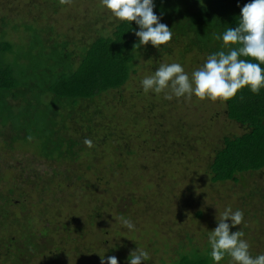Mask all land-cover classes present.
<instances>
[{"label": "trees", "instance_id": "16d2710c", "mask_svg": "<svg viewBox=\"0 0 264 264\" xmlns=\"http://www.w3.org/2000/svg\"><path fill=\"white\" fill-rule=\"evenodd\" d=\"M245 2L247 0H153V11L159 16L160 22L167 25L172 32L170 40L157 48L148 43L138 44L134 35L138 26L134 21H118L111 33L92 36L88 34L93 31V23L92 30L84 33L78 40L61 37L60 41L49 39L44 45H36L38 40L33 39L34 42L26 48L17 45V39L15 42L7 39L9 35L4 31L6 26L0 27L1 150L5 155L8 153L16 155L21 146L26 147L24 152H29L28 147L31 145L34 148L38 147L36 153L31 146L33 149V152H30L31 158L35 159V165L42 162L49 168L48 173H38L31 167L32 162L27 160H24L25 164L19 162L17 166L29 171L26 184L33 185L36 183L35 179L44 182V187L40 189L44 192L47 190L46 186H50L54 180L71 181L70 176L67 177L71 170L76 172L74 179L84 184L86 181L82 179L85 178V174L81 173L91 168L83 167L84 172H80L81 169L77 170L76 162L83 156L87 159L84 163L94 166L93 168L106 160L105 168L110 171L111 168L124 167L123 162L128 159L125 158L134 155L137 147L139 152L143 150L147 153L150 150L155 154L157 151L158 153L163 151L164 163L170 162V157L178 156L176 148H179L180 153L194 152L197 141L194 138L198 136L194 137L192 129L202 131V141L205 143L204 131L209 124H214V119L208 117L205 124H197L195 127L189 119L182 125L181 122L178 125L177 121L176 124L165 123L166 126L161 128L159 138H156V131L152 133H149L148 129V133L144 131L146 122L148 128H153V131L156 124L158 125L156 130L159 131L162 124V116L156 117V112L152 115L157 104V100L155 103L153 99L158 98L160 101L162 99L163 104L170 106L174 103L173 98L164 100L162 92L159 97L149 95L150 101L144 94H142L144 96L138 94L139 98L145 97L144 100L149 101L142 109L131 111L137 112L138 120L142 123L138 134L131 132L127 135L119 132L120 121L106 112L117 113L119 109L129 104L128 100L122 99V91L130 84V80H140L136 75L140 69L144 71L148 60L156 64L162 57L170 58L176 54L174 48L180 46L183 55L179 54L188 58L194 69L203 63L208 54L219 50L227 51L221 47V40L214 38L213 34H218L227 27H235L240 7ZM5 16L2 15L0 18ZM182 20L186 22L182 23ZM17 27V24L13 25L12 31H18ZM26 29L31 30L29 27ZM94 33L96 34L95 30ZM86 34L88 36L85 38ZM241 58L250 59L246 56ZM150 68L154 70L155 66ZM261 68L264 69V64H261ZM108 95L114 97L115 103L105 101ZM189 99L195 104L201 102L197 101L199 98ZM203 100L206 101V106L201 113H208L214 110L216 105H222L226 119L237 125L241 131L237 135L222 136L219 142L215 143L213 140L215 137L210 135L206 146L210 144L211 149H206L203 145L199 154L203 155L204 151H208L206 158L210 183L236 182L239 175L264 171V88L252 93L244 86L226 100L207 98ZM21 101L24 102L23 106L17 108V103ZM120 104H123L122 108H119ZM158 107L156 106L155 110ZM78 114L84 118L79 119ZM166 114L168 118L176 119L172 117L171 111ZM10 129L11 135L8 134ZM171 132L179 138L182 136L181 143L177 139L175 143L174 137L170 138ZM85 137L92 141L91 146L83 143ZM154 140L157 144L152 145ZM202 141L200 140L201 143ZM131 144L134 146L129 147ZM199 154L195 151V156ZM108 164L115 166L110 167ZM100 171L95 170L97 173ZM33 179L35 181L32 182ZM96 179L99 183V177ZM87 188L97 190L90 184ZM2 196L0 195V199ZM42 196L44 195H37L39 199ZM254 196L256 195H247L246 198ZM261 197L258 199L263 202L264 197ZM7 202L8 200L6 204H0V229L20 223L15 221L14 215L7 209L9 204ZM242 213L249 214L245 211ZM64 228L67 234H70L71 228ZM2 240L0 264H29L39 262V258L44 256L41 253L39 257L34 258L37 250L40 251L43 246H38L30 240L20 244H15L12 239ZM64 240L68 241L67 238ZM185 240L189 242V239ZM183 242L179 246L181 250L178 258L169 264H214L208 255L209 246L204 245V249L201 250L195 246L184 249ZM228 259L230 257L225 255L216 264H225Z\"/></svg>", "mask_w": 264, "mask_h": 264}, {"label": "rangeland", "instance_id": "374dc122", "mask_svg": "<svg viewBox=\"0 0 264 264\" xmlns=\"http://www.w3.org/2000/svg\"><path fill=\"white\" fill-rule=\"evenodd\" d=\"M2 15L6 16L0 18V27L6 26L4 31L9 35L7 39L13 42L17 39V45L24 48L33 43V39L38 40L36 45H44L49 39L60 41L61 37L78 40L84 33L92 30L93 23L92 34L88 35H106L111 33L113 26L119 21L101 7L99 0H0V16ZM15 24L19 30L13 32ZM27 27L31 30H27ZM174 50V56L162 57L156 64L148 60V65L144 71H138L136 78L141 79L155 70L150 66L154 65L156 68L160 63L170 62L180 63L184 71L190 74L193 70L190 60L182 56L180 46ZM139 81L130 80V84L122 91V99L128 100L129 104L123 108V104H120L119 108L122 109L118 108L117 113L106 112L120 121L119 132L123 134H138L141 131L142 123L138 120L137 112L132 113L133 110H140L148 105L149 95L159 97L160 94L143 91ZM138 94L145 95L149 101L144 100L145 97L139 98ZM156 100V106L159 107L155 110V106L152 115L156 112V117L162 116V124L159 131L156 130L157 124L153 131L146 122L144 131H156V138H159L161 128L168 122L176 124L177 121L178 125L180 122L182 125L189 119L195 127L197 124H205L210 117L211 120L214 119V124H209L204 131L205 143L202 141V131L192 129L194 137L198 136L194 138L197 140L194 152L181 150L180 153L179 148H176L179 157H170L171 161L166 164L163 162V151L152 154L150 150L149 153L143 150L139 152L137 147L134 152L132 148L134 155L125 158H128L125 161L128 165L123 162L124 167L111 168L112 172L105 168L106 160L93 168L94 166L84 163L87 159L83 156L76 162L77 170L84 172L83 167L91 168L81 173L85 174L82 179L86 181L84 184L74 179L76 172L71 170L67 176H70L71 181L54 180L50 186H46L45 192L40 190L44 187V182L39 179H35L37 184H26L29 171L17 166L19 162L27 160L32 162L31 167L38 173H48L49 168L42 162L35 165V159L31 158L33 149L37 153L39 148L27 146L30 151L24 152L26 147L21 146L16 155H5L0 147V195H3L0 204H6L8 200L7 209L14 215L15 221L21 223L0 229V240L12 239L15 244L30 240L43 246L40 251L37 250L34 258L41 253L44 256L39 258V262L29 264H100L102 255L105 258L113 255L117 258V264H128L127 257L136 247L148 252V259L139 264H169L178 258L181 250L179 246L183 241L184 249L195 246L201 250L204 245L209 246L208 231L215 227L216 219L220 218V213L228 206L232 210L240 209L249 213L243 215L240 225L230 226L229 231L240 229L243 232L242 238L249 244L250 255L264 252V198L263 202L258 199L260 195L264 197V171L239 175L236 182L212 184L207 174L208 151H204L203 155L199 154L203 145L208 143L210 135L215 137V143L222 136L239 134L240 128L226 119L222 105H216L214 110L203 114L201 111L206 106L205 100L195 104L189 98L173 97L174 103L171 106L163 104L162 99H153L155 103ZM105 101L113 103L114 97L108 95ZM23 103L18 102L16 107L21 108ZM168 111H171L172 117H176L175 120L167 117ZM77 117L84 118L80 114ZM11 132L10 129L8 134L11 135ZM172 137L174 142L177 139L181 143L182 136L180 139L171 132L170 138ZM156 142L154 140L152 145L157 144ZM209 145L206 149H211ZM195 151L199 155L195 156ZM96 169L101 171L97 173ZM77 173L80 175L79 171ZM98 177L99 183L96 179ZM89 184L94 185L97 190L87 188ZM37 195L44 196L39 199ZM247 195L256 196L247 199ZM121 217L130 219L135 226L134 230L124 227ZM225 219L227 222V218ZM64 227L71 228L70 234H67ZM66 238L67 242L64 240ZM229 261L230 259L225 264H229Z\"/></svg>", "mask_w": 264, "mask_h": 264}, {"label": "clouds", "instance_id": "9594fccd", "mask_svg": "<svg viewBox=\"0 0 264 264\" xmlns=\"http://www.w3.org/2000/svg\"><path fill=\"white\" fill-rule=\"evenodd\" d=\"M101 7L119 21L133 22L138 26L134 32L139 45L145 43L153 47L164 45L172 36L171 29L160 22L153 11V0H99ZM214 38L221 40L222 48L206 56L203 63L191 73L185 72L178 62L160 63L150 74L144 75L139 84L145 92H163L164 98H205L226 100L238 89L247 86L252 93L264 88V0H247L239 10L235 27H227ZM238 45V46H234ZM249 57L243 59L241 57ZM83 143L91 146L92 141L85 137ZM227 218V222L226 219ZM243 213L226 206L216 219V225L208 231V255L211 260L221 261L225 255L229 264H264V252L255 256L249 254V244L238 229L229 231L230 226L240 225ZM121 224L134 230L128 218L121 217ZM148 259V252L135 248L127 257L128 264H139ZM117 264V258L102 255L100 264Z\"/></svg>", "mask_w": 264, "mask_h": 264}]
</instances>
